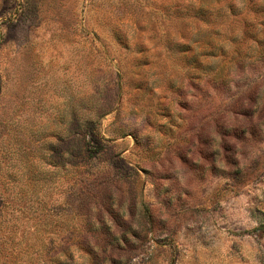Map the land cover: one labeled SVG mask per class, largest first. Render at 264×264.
I'll return each instance as SVG.
<instances>
[{"label": "rangeland", "instance_id": "obj_1", "mask_svg": "<svg viewBox=\"0 0 264 264\" xmlns=\"http://www.w3.org/2000/svg\"><path fill=\"white\" fill-rule=\"evenodd\" d=\"M203 1L0 0V264H264V0Z\"/></svg>", "mask_w": 264, "mask_h": 264}, {"label": "trees", "instance_id": "obj_2", "mask_svg": "<svg viewBox=\"0 0 264 264\" xmlns=\"http://www.w3.org/2000/svg\"><path fill=\"white\" fill-rule=\"evenodd\" d=\"M214 8H215V6H213L211 0H204L203 2L199 3L198 12L205 15L211 9H213V11H214ZM46 264H48V263L46 262Z\"/></svg>", "mask_w": 264, "mask_h": 264}]
</instances>
